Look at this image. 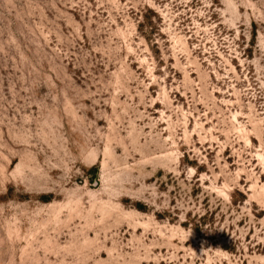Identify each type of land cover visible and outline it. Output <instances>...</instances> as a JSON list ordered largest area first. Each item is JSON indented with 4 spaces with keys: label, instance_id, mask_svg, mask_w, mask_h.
Returning <instances> with one entry per match:
<instances>
[{
    "label": "rangeland",
    "instance_id": "obj_1",
    "mask_svg": "<svg viewBox=\"0 0 264 264\" xmlns=\"http://www.w3.org/2000/svg\"><path fill=\"white\" fill-rule=\"evenodd\" d=\"M0 264H264V0H0Z\"/></svg>",
    "mask_w": 264,
    "mask_h": 264
}]
</instances>
